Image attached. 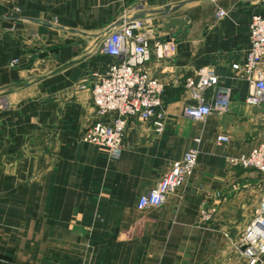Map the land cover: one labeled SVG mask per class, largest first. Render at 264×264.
Segmentation results:
<instances>
[{"label": "crops", "instance_id": "0c3cea01", "mask_svg": "<svg viewBox=\"0 0 264 264\" xmlns=\"http://www.w3.org/2000/svg\"><path fill=\"white\" fill-rule=\"evenodd\" d=\"M253 15L264 17L263 2L0 0V264H246L238 236L257 209L259 177L225 157L264 142V99L246 105V85L230 71ZM132 20L148 39L143 68L164 85V129L131 120L111 160L79 137L94 115L90 89L112 63L99 43ZM202 68L230 98L226 113L197 123L182 109L194 104L186 83ZM189 149L192 177L161 206L140 208Z\"/></svg>", "mask_w": 264, "mask_h": 264}, {"label": "built area", "instance_id": "2783aa9c", "mask_svg": "<svg viewBox=\"0 0 264 264\" xmlns=\"http://www.w3.org/2000/svg\"><path fill=\"white\" fill-rule=\"evenodd\" d=\"M251 3H264V0H245ZM214 16H225L216 10ZM143 23L132 20L113 27L100 41L101 52L112 59L106 72L96 78L89 93V102L94 111L92 121L80 134V141L102 149L111 160H116L122 152L124 135L131 120L146 121L152 131L160 135L164 129V111L162 108L163 83L151 76L143 68L147 60L148 39L142 32ZM248 49L240 63L230 65V71L246 85L243 102L258 106L264 99V17L253 15L247 26ZM168 43H158L166 52H173ZM16 61H10L13 67ZM212 90V98L205 101L204 93ZM186 93L193 105L182 109V116L197 123L203 122L209 115L226 113L230 90L218 84V78L212 68L198 71L197 81H187ZM4 99L0 96V109ZM195 143L198 140H194ZM217 144L228 143L223 135L215 137ZM197 151H185L178 161L171 164L160 180L139 197L140 208L161 206L168 194L182 187L194 172L197 163ZM230 166H239L255 172L259 177L260 199L253 217L238 236L237 247L246 264H264V142L252 148L246 154L225 157ZM200 216L205 214L201 211Z\"/></svg>", "mask_w": 264, "mask_h": 264}, {"label": "water", "instance_id": "95a60500", "mask_svg": "<svg viewBox=\"0 0 264 264\" xmlns=\"http://www.w3.org/2000/svg\"><path fill=\"white\" fill-rule=\"evenodd\" d=\"M175 9H178V7L177 8H175ZM175 9H173L172 11H174ZM150 14H152V13H160V14H164L165 12L164 11H151V12H149Z\"/></svg>", "mask_w": 264, "mask_h": 264}, {"label": "rangeland", "instance_id": "374dc122", "mask_svg": "<svg viewBox=\"0 0 264 264\" xmlns=\"http://www.w3.org/2000/svg\"><path fill=\"white\" fill-rule=\"evenodd\" d=\"M187 21V20H186Z\"/></svg>", "mask_w": 264, "mask_h": 264}]
</instances>
